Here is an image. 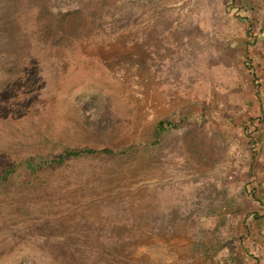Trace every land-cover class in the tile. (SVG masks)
Returning <instances> with one entry per match:
<instances>
[{"label":"rangeland","instance_id":"rangeland-1","mask_svg":"<svg viewBox=\"0 0 264 264\" xmlns=\"http://www.w3.org/2000/svg\"><path fill=\"white\" fill-rule=\"evenodd\" d=\"M234 8L0 0V264H264V23Z\"/></svg>","mask_w":264,"mask_h":264},{"label":"trees","instance_id":"trees-1","mask_svg":"<svg viewBox=\"0 0 264 264\" xmlns=\"http://www.w3.org/2000/svg\"><path fill=\"white\" fill-rule=\"evenodd\" d=\"M235 12V11H233ZM248 59V58H247ZM249 63V62H248ZM250 74L254 76L256 71L252 64H250L251 68H248ZM255 71V72H254ZM175 125L171 122L167 121H160L155 126L153 131V139L151 140L152 145H158L160 142L161 136L167 131V129L174 128ZM129 148H122V149H104L101 151L102 154H104L106 157L110 158H117V157H126V155H129ZM93 150H79V151H67L65 150L63 153L59 154L56 158H50V157H43V156H33L24 161L25 169L28 170L30 175H37L43 171L56 168L57 166H61L64 164L66 159L75 158L78 159L80 157L84 156H93L95 155ZM14 169H7L5 172L0 173V189L4 184H7L10 181V177L14 174ZM71 243V242H69ZM58 245H61V243H58ZM70 245V244H69ZM100 247V244H94V246H86V249L83 251L82 249L79 251V253H83L85 257L87 252L92 251L93 253Z\"/></svg>","mask_w":264,"mask_h":264},{"label":"crops","instance_id":"crops-1","mask_svg":"<svg viewBox=\"0 0 264 264\" xmlns=\"http://www.w3.org/2000/svg\"><path fill=\"white\" fill-rule=\"evenodd\" d=\"M230 4L235 5L233 11L242 18H255V21H261L264 23V0H227ZM251 19V18H250ZM260 23V22H259ZM259 36L262 32L258 33Z\"/></svg>","mask_w":264,"mask_h":264}]
</instances>
